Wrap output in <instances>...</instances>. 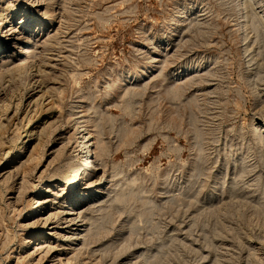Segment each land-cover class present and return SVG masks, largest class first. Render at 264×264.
I'll return each instance as SVG.
<instances>
[{
  "label": "rangeland",
  "instance_id": "obj_1",
  "mask_svg": "<svg viewBox=\"0 0 264 264\" xmlns=\"http://www.w3.org/2000/svg\"><path fill=\"white\" fill-rule=\"evenodd\" d=\"M7 5L0 264L66 263L65 254L23 262L16 253L42 227L27 223L32 192L53 173L73 176L83 134L104 176L95 203L78 210L92 238L76 242L84 253L71 264H264V0H0ZM31 17L38 23L22 22ZM39 134V159L25 172ZM68 142L74 150L49 165Z\"/></svg>",
  "mask_w": 264,
  "mask_h": 264
},
{
  "label": "bare ground",
  "instance_id": "obj_2",
  "mask_svg": "<svg viewBox=\"0 0 264 264\" xmlns=\"http://www.w3.org/2000/svg\"><path fill=\"white\" fill-rule=\"evenodd\" d=\"M53 1L56 2L57 0H53ZM185 8H186L185 6L179 7L178 13L183 12ZM13 9H14V7L11 5L10 6H8V5L7 6H0V39L4 38L5 43H7V41H9V39H10L9 35H11L9 32L11 29H8V25H9V21H10V10H13ZM11 12L14 13L13 11H11ZM176 17H177V15H175L172 18V21L169 23L170 24L169 30L176 27V24L179 21V20H177ZM254 18H256V17L254 16ZM26 21H27V23H29V25H34L35 23H38V20L35 17L28 18L26 20H23L22 22H26ZM250 23H251V21H250ZM254 23H256V22H254ZM251 29H254V28H251ZM3 30H5V31L3 32ZM2 32L6 35L2 36V34H1ZM29 38H31V39L27 44L32 43L33 47L31 48V50L35 49L37 40L32 39L33 36H31V37L29 36ZM258 40H260V39H258ZM1 42L2 41L0 40V43ZM2 48H3V45H0V49H2ZM33 53L36 54V51H34ZM257 124L258 123H256L255 120H253V125L256 126ZM258 125H259L257 127L258 129H260V130L264 129V123L258 124ZM81 132H83V131H81ZM40 135L41 134H39V137H37V139H38L37 144L34 145V148L32 149V152L30 153L31 158L29 159V162L26 165V167H24V171L26 170V168L33 165V162L35 163L39 159V148L43 147V143L41 141V138H43V137H40ZM80 137H82V139L79 140L78 146H76L77 148H75V156H74L73 160L68 162V164L70 165L69 166L70 169H73V171L75 172V173H73V176H70V175L66 176V175L62 174L59 177V173L58 174L53 173V175L48 176L44 181H42V183L39 186H36L35 191L32 192V195H31L30 200H29L30 201V211H29L30 214L26 215V216H30L27 223H39L40 222L42 224V227L39 231L32 232L30 235H27L26 233L23 234L22 244H21V248H20L21 250L16 253V254H19L20 252H22L21 256L17 255V256H19V257H17L18 260L23 261L27 257H30L34 254H41L40 258L37 261V262H40L42 260V257H44V255L47 256L48 253L52 252L53 254L57 253L55 256H61L63 254L66 255V263L61 262L60 264H71L72 259L78 258L79 256L83 255V253H84L82 245L80 247L77 245L76 242H78V241L80 242L82 240L86 241V239H88V241H89V239L92 238V235L88 233L89 231L91 232L92 230L87 231V226H86V228L84 227L85 229H82V228L80 229V226L86 225V222H84L86 215L83 218L82 211H78V210H79V208L83 207V205L85 204L84 203L85 201H89L90 199H91L90 200L91 202L96 201L97 196L94 194L102 191L98 187L102 184L101 181H102L104 175L103 176L97 175L98 170H99V167H98L99 162L97 163V160L94 158V153L92 152L93 143H92L91 138L89 136H87V134H83ZM73 146L74 145H69V142H68V144L59 146V149H57V150L55 149L54 151H52L53 158L50 160L49 163L48 162L47 163L49 165H51L52 163H56L57 161H59L62 158V155L64 154V150H66L67 148L74 150ZM73 155H74V153H73ZM97 155H99V152ZM92 176H94V177L96 176V177L94 178ZM92 178H94V179H92ZM83 179L86 180L87 182H89V184L85 185V182H84L83 184H80V185H83V187H80V185H79L78 187H80V189L79 188L77 189L76 188L77 184H75V183L78 180L80 182H83ZM26 183H23V187L28 185V183L27 184ZM70 184H74L75 187H74V185L70 186ZM70 187H72V188H70ZM50 191L55 192V194H56L55 197L50 198V196H51ZM91 204H93V203H91ZM92 206H96V205H92ZM97 206H98V204H97ZM86 219H88V218L86 217ZM79 223H81V224H79ZM93 223H96V222H93ZM51 224H54V226L49 228V226ZM91 225H93V224L91 223ZM34 226L36 227V225H34ZM88 227H89V225H88ZM90 228H91V226H90ZM24 230H26V229H24ZM74 230H79V231L72 233ZM55 234H57V236L59 237L58 238L59 243H57V244L54 243L55 241L54 242L48 241V240L54 239ZM89 235H91V237ZM29 245H32L31 248H28ZM58 246H63L62 247L63 252H61V250L58 251V249H57ZM72 251H76V253L74 255L70 256L69 253ZM28 259H31V258H28ZM34 259L37 260V258H34ZM15 264H17V263H15ZM22 264H24V263H22ZM31 264H37V263L34 262Z\"/></svg>",
  "mask_w": 264,
  "mask_h": 264
}]
</instances>
